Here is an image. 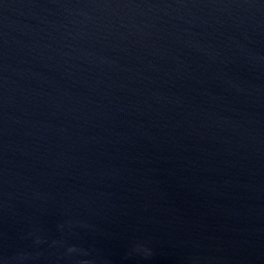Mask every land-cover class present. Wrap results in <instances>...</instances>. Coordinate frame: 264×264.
<instances>
[{"label":"water","instance_id":"95a60500","mask_svg":"<svg viewBox=\"0 0 264 264\" xmlns=\"http://www.w3.org/2000/svg\"><path fill=\"white\" fill-rule=\"evenodd\" d=\"M0 264H264V0H0Z\"/></svg>","mask_w":264,"mask_h":264}]
</instances>
